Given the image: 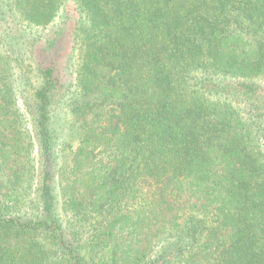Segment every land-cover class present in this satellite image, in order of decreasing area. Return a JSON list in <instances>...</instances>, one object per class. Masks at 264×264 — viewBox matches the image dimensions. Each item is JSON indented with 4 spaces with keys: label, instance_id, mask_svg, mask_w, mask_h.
I'll list each match as a JSON object with an SVG mask.
<instances>
[{
    "label": "trees",
    "instance_id": "1",
    "mask_svg": "<svg viewBox=\"0 0 264 264\" xmlns=\"http://www.w3.org/2000/svg\"><path fill=\"white\" fill-rule=\"evenodd\" d=\"M0 264H264V0H0Z\"/></svg>",
    "mask_w": 264,
    "mask_h": 264
},
{
    "label": "rangeland",
    "instance_id": "2",
    "mask_svg": "<svg viewBox=\"0 0 264 264\" xmlns=\"http://www.w3.org/2000/svg\"><path fill=\"white\" fill-rule=\"evenodd\" d=\"M74 11L64 12V17L59 19V23L56 26L55 32L54 28L51 29L53 33L50 31H45L43 34L44 37H48L50 39L51 43H54V54L57 53L56 61H58L59 66V81L61 83L60 88L57 92V98H56V110L57 113V125L60 127V130L63 132V135L66 131V127L69 126L71 123V118L68 115H64L63 113V101L67 100L68 90L72 86L73 81V75L72 72L76 71V67L78 65V60H76L74 63L73 61H68L69 57L71 56L70 52V46H71V39H70V33L73 28V22H74ZM45 40L42 41L37 49V51L34 52V56L37 55L38 57V50L42 47L45 48ZM41 46V47H40ZM75 58L78 59V55L75 54ZM41 59V58H40ZM46 60V58H45ZM34 64V63H33ZM36 65V63L34 64ZM33 80L32 85L34 89H37L40 86V81L38 76L36 74H32ZM28 98V97H27ZM64 128V130H63ZM67 133V132H66ZM77 143H73L71 147V151H74L76 148Z\"/></svg>",
    "mask_w": 264,
    "mask_h": 264
}]
</instances>
